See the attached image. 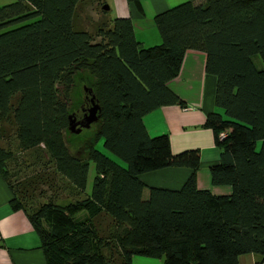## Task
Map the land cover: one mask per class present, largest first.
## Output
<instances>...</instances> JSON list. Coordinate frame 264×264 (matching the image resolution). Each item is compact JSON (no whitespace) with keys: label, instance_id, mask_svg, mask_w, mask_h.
<instances>
[{"label":"trees","instance_id":"obj_1","mask_svg":"<svg viewBox=\"0 0 264 264\" xmlns=\"http://www.w3.org/2000/svg\"><path fill=\"white\" fill-rule=\"evenodd\" d=\"M81 1L0 5V176L10 208L24 211L38 235L45 264H130L134 255L237 264L246 253L264 263V0H185L154 15L160 41L150 46L137 41L128 16L97 20L91 30L76 25ZM102 2L95 1L101 9ZM188 49L204 53V70L215 77L222 114L208 113L204 125L220 157L208 171L212 184L230 186L228 195L196 188L198 151L171 153L167 134L150 136L142 121L181 102L166 83ZM84 96L97 103V119L75 142L67 116ZM9 130L18 150L39 149L50 161L15 182ZM165 167L190 173L178 189L139 178ZM59 177L74 200L34 203L39 186Z\"/></svg>","mask_w":264,"mask_h":264},{"label":"crops","instance_id":"obj_2","mask_svg":"<svg viewBox=\"0 0 264 264\" xmlns=\"http://www.w3.org/2000/svg\"><path fill=\"white\" fill-rule=\"evenodd\" d=\"M102 1L109 14L105 19L128 16L137 41L142 46H150L160 41L153 23L154 15L185 0ZM204 63L202 51L186 50L177 75L166 83L181 102L160 106L143 115L142 121L150 136L167 134L171 153L198 151L199 164L194 173L196 188L208 190L213 195H228L230 186L212 184L208 171L209 166L218 163L220 149L213 131L204 125V121L208 113L222 114V110L214 105L215 77L205 72ZM256 64L260 65L258 61ZM189 173L185 167H165L142 173L139 178L146 186L178 189ZM92 175L93 172L88 184L89 180L86 181V195L89 194ZM146 194L143 189V195ZM10 197L11 192L0 176V264H45L38 235L24 211L10 208ZM257 258L252 253L241 254L237 257V264H256ZM130 264L163 263L158 258L134 255Z\"/></svg>","mask_w":264,"mask_h":264},{"label":"rangeland","instance_id":"obj_3","mask_svg":"<svg viewBox=\"0 0 264 264\" xmlns=\"http://www.w3.org/2000/svg\"><path fill=\"white\" fill-rule=\"evenodd\" d=\"M14 0H0V5L10 3ZM96 0H83L81 1L79 7L77 8V12L75 13L74 22L75 24L79 25L84 28H87L88 30L93 29L94 22L99 20H104L109 15L107 12H103L104 10L101 9L100 4L95 3ZM103 3V2H102ZM106 4V3H104ZM255 61H259V57H254ZM262 64V63H261ZM74 103H77V100H74ZM91 128H83L80 130L77 134H72L74 136V141L79 142L83 138H85L90 133ZM13 131L9 130L7 131L5 138L8 137V147L11 148L14 158L16 161H13V166H10L12 168V176L11 180L13 182L22 179L23 177L32 175L36 169H38L44 162L48 163L50 162L48 160L47 154L40 153L39 149L37 150H29V151H20L18 150V147L16 146L14 137H13ZM98 150L108 155L111 159H113L116 163H119L120 165H123V162L116 158L115 156L109 154L101 145V142L98 141L96 146ZM50 166V163L48 164ZM93 172L92 164H89V170L87 179V184L90 182V174ZM38 189L43 190L42 197H36L33 198L35 201L34 203H39L40 201H43V199H46L50 197L54 202L56 203H64L67 200H74L72 195V187L69 185V183L63 179V178H57L56 183L54 185H51L47 187L46 185H40ZM37 190H34V195L38 192ZM50 189V190H49ZM81 198V196L79 197Z\"/></svg>","mask_w":264,"mask_h":264},{"label":"water","instance_id":"obj_4","mask_svg":"<svg viewBox=\"0 0 264 264\" xmlns=\"http://www.w3.org/2000/svg\"><path fill=\"white\" fill-rule=\"evenodd\" d=\"M103 9H107V5L102 6ZM91 101V106L89 108V114L81 119V121H74L72 114L67 116V128L70 132L78 133L81 128H87L89 124L97 119L96 111L98 110V105L96 102ZM78 125V126H77Z\"/></svg>","mask_w":264,"mask_h":264},{"label":"flooded vegetation","instance_id":"obj_5","mask_svg":"<svg viewBox=\"0 0 264 264\" xmlns=\"http://www.w3.org/2000/svg\"><path fill=\"white\" fill-rule=\"evenodd\" d=\"M90 106H91V101L84 96V103L80 105L79 109L76 108L72 112V118L74 119V121H81L82 118L87 116L89 114Z\"/></svg>","mask_w":264,"mask_h":264},{"label":"built area","instance_id":"obj_6","mask_svg":"<svg viewBox=\"0 0 264 264\" xmlns=\"http://www.w3.org/2000/svg\"><path fill=\"white\" fill-rule=\"evenodd\" d=\"M219 139L223 138L225 136V133L224 132H219Z\"/></svg>","mask_w":264,"mask_h":264}]
</instances>
